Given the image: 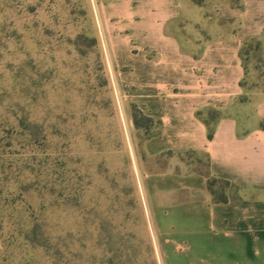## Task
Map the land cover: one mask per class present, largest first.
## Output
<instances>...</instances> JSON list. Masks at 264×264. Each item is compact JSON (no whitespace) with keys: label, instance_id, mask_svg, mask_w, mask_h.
<instances>
[{"label":"crops","instance_id":"0c3cea01","mask_svg":"<svg viewBox=\"0 0 264 264\" xmlns=\"http://www.w3.org/2000/svg\"><path fill=\"white\" fill-rule=\"evenodd\" d=\"M75 3L115 111L151 133L136 164L156 259L264 264V91L247 85L264 68V0ZM135 111L155 128H137ZM210 178L229 182L226 203Z\"/></svg>","mask_w":264,"mask_h":264},{"label":"rangeland","instance_id":"374dc122","mask_svg":"<svg viewBox=\"0 0 264 264\" xmlns=\"http://www.w3.org/2000/svg\"><path fill=\"white\" fill-rule=\"evenodd\" d=\"M247 85L264 91V68ZM149 135L115 111L75 0H0V264H162L137 176Z\"/></svg>","mask_w":264,"mask_h":264},{"label":"trees","instance_id":"16d2710c","mask_svg":"<svg viewBox=\"0 0 264 264\" xmlns=\"http://www.w3.org/2000/svg\"><path fill=\"white\" fill-rule=\"evenodd\" d=\"M193 1L200 4V3H202L203 0H193ZM143 121L148 122V123H154L153 120H151L150 118L143 116L142 114H139L138 112L135 111V113H134L135 126L137 128L143 127V128L147 129L148 127L144 126L142 124ZM213 135H214V129L212 126H209V137L212 138ZM219 183H223L224 187L218 188L217 185ZM209 185H210L211 194L213 195L215 202L226 203L228 201V197H227L226 192H227V189L229 187V182L210 178L209 179Z\"/></svg>","mask_w":264,"mask_h":264}]
</instances>
